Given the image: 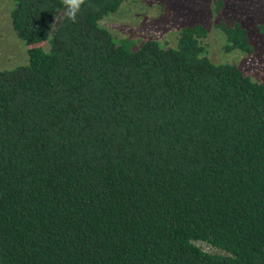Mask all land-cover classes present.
Instances as JSON below:
<instances>
[{"label":"trees","instance_id":"trees-1","mask_svg":"<svg viewBox=\"0 0 264 264\" xmlns=\"http://www.w3.org/2000/svg\"><path fill=\"white\" fill-rule=\"evenodd\" d=\"M135 1L73 23L12 0L29 57L0 70V264H264V84L213 62L201 23L117 40L100 22Z\"/></svg>","mask_w":264,"mask_h":264},{"label":"rangeland","instance_id":"rangeland-1","mask_svg":"<svg viewBox=\"0 0 264 264\" xmlns=\"http://www.w3.org/2000/svg\"><path fill=\"white\" fill-rule=\"evenodd\" d=\"M223 1V3H221ZM12 0H0V70L28 63V47L18 39L11 23ZM239 22L248 30L253 53L227 50L218 27ZM201 23L209 34L205 41L210 59L239 67L253 81L264 84V0H139L128 2L100 24L117 40L136 43L155 40L175 47L185 25ZM209 252L216 250L202 244Z\"/></svg>","mask_w":264,"mask_h":264},{"label":"clouds","instance_id":"clouds-1","mask_svg":"<svg viewBox=\"0 0 264 264\" xmlns=\"http://www.w3.org/2000/svg\"><path fill=\"white\" fill-rule=\"evenodd\" d=\"M64 5V15L73 23L78 21V15L82 10V6L86 4V0H62Z\"/></svg>","mask_w":264,"mask_h":264}]
</instances>
